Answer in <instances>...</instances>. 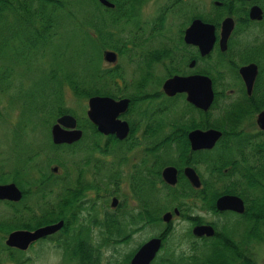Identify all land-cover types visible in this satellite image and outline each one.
I'll return each mask as SVG.
<instances>
[{
	"label": "flooded vegetation",
	"instance_id": "af4514ba",
	"mask_svg": "<svg viewBox=\"0 0 264 264\" xmlns=\"http://www.w3.org/2000/svg\"><path fill=\"white\" fill-rule=\"evenodd\" d=\"M125 1L121 22L136 29L121 30V45L112 51L132 63L128 79L120 66L125 90L113 97L127 99L118 114L127 132L118 138L89 120L99 137L82 143L76 119L81 138L53 143L68 151L57 155L46 189L36 191L40 212L25 207L30 226L0 231V257L13 261L50 242L73 264H110L109 257L99 259L103 247L111 256L113 246L121 245L131 264L145 242L158 238L149 264H264V0H172L151 18L139 14L144 0ZM169 6L183 17L180 29H165ZM209 129L219 132L210 147L204 135ZM70 155L73 184L65 169ZM168 166L176 170L173 182L164 176ZM52 180L54 187L47 189ZM67 196L73 198L70 206L64 204ZM22 199L0 198L10 208L0 222L14 225ZM157 199L163 201L161 212ZM55 223L58 228L24 249L6 243L13 230ZM179 223L184 228L177 236ZM147 227L157 232L127 250Z\"/></svg>",
	"mask_w": 264,
	"mask_h": 264
},
{
	"label": "rangeland",
	"instance_id": "374dc122",
	"mask_svg": "<svg viewBox=\"0 0 264 264\" xmlns=\"http://www.w3.org/2000/svg\"><path fill=\"white\" fill-rule=\"evenodd\" d=\"M73 5L79 4V1L81 0H71ZM96 1H98L100 4L96 8ZM82 0L81 4L84 6H89L90 9L94 10L95 13H103V16L105 17L107 15L115 14L116 12L114 9L112 11L108 10L107 7L100 2V0ZM111 2H115L117 0H109ZM123 1V0H121ZM172 0H144L143 1V7L142 11L140 13H144L142 15L144 18H151L153 15H155L156 10H161L166 4H169ZM193 1V0H192ZM198 1L200 3H209V0H194ZM70 2V1H69ZM88 3V4H87ZM191 3V2H190ZM194 3V2H193ZM96 4V5H95ZM116 5V3H113ZM106 7V8H105ZM169 9L171 12L167 14L166 20L163 22L165 23V29L169 30H177L180 29V27H183V17L180 15H174L177 13V9L175 6L171 7L169 6ZM68 7L64 9V11L61 12V15L63 16L66 14L65 11H68ZM107 10V11H105ZM105 11V12H104ZM176 11V12H175ZM67 15V14H66ZM75 17L77 20L81 18V15L75 14ZM74 19V17H71ZM71 18H66L64 20V26H60L58 28V36L59 39L55 40V42H61L64 43L67 41L69 44L68 47L65 46H58L57 50H61L63 47L65 48V51L67 52V55H70L72 50L75 51V47L77 50V47L80 43V36L77 34H74V23L71 21ZM75 18V19H76ZM123 19V18H122ZM76 23V22H75ZM134 25V22L132 23ZM136 29L135 27H132L131 25H125V23L120 21L116 26H109L108 30H113L117 32L118 39L121 38L120 31L123 29ZM144 29H150V24L144 23L143 24ZM105 29V28H104ZM91 30H93L91 28ZM115 34V33H114ZM63 36V37H62ZM109 37V36H108ZM109 39V38H108ZM107 39V40H108ZM94 43V42H93ZM116 44V42L114 41ZM92 44V43H91ZM101 45V44H100ZM119 47V44L118 46ZM101 52V65L105 69H111L116 66H123L125 69L124 74L125 79L131 76L132 72V63H129L122 57H120L119 54L118 58L112 63L107 62L103 59V53L105 50H115V48L112 47H99ZM99 51V50H98ZM6 53H9L8 55H5ZM10 50L7 48L1 55H0V71L7 70L10 71V74L7 79H4L0 82V177L3 175L6 180L5 182L0 183H6L11 182L12 179V171L15 167V164L20 163L19 158L25 159L26 156L32 154V153H39L34 154V162L35 164H38V168L35 167L32 168L29 167L28 171L29 176L28 180L33 179V177L36 178V176H40L38 174V171L36 169H40L42 171H47L51 173V167L57 165L56 157H58V154H61L63 151L65 152V149L68 151V149L65 147H59V146H53L52 138H51V127L53 123L56 122V119L59 115H55L53 118L48 112L40 113L39 112H30V108L32 105L30 103H27V106L23 107L22 104L25 102H28L29 99L26 97H22L25 92L30 91L33 88V91L38 90L39 86L36 85L39 81H46L47 84H51L52 80L51 78H48L47 76V67L52 62V54L48 51H41L36 53L35 55L30 57V61L26 62L25 64H13V59L10 57ZM93 51L90 50L86 53V56L91 55ZM83 56L79 57V62H73L71 60V65L73 64L74 68H78L82 63ZM59 71V70H58ZM38 84V83H37ZM111 84V83H110ZM123 85V86H122ZM119 88L120 92L121 90H125V85L123 81H119ZM131 89V86L129 87V90ZM63 90V100L65 103V107L70 110V114H73L79 122V127L83 129L84 134L83 137L80 139V142L84 143L89 141L90 139H93L94 136H98L96 132L92 129L90 131L89 124L86 122V120L89 121L87 117V109H88V97L86 98H80L75 96L71 88L64 82V86L62 88ZM21 92V94H20ZM119 92V94H120ZM117 94V95H119ZM95 95V94H94ZM100 95H106V94H100ZM116 95V96H117ZM37 96V97H36ZM92 96V95H91ZM112 96V97H116ZM35 97L38 98V102L36 106H38L39 102L42 99L40 95H38V92L35 94ZM22 109V110H21ZM50 115V116H49ZM49 116V117H48ZM48 117V118H47ZM48 119V122L46 121ZM26 124V128L24 132L18 131L20 128V125ZM105 139H101L103 142ZM21 155V156H20ZM73 160L74 157L72 155L67 157V160H65V169L68 171L67 181L68 183L73 184L75 172L73 170ZM59 166V165H58ZM60 167V166H59ZM64 169V168H63ZM17 184V183H16ZM32 183H26V185L23 184V187L19 186L24 191V196L21 202H18L15 207H35V213H39V208L42 206V199L39 196L38 192L34 190L36 187L33 188L30 187ZM123 189L120 190L118 197L123 198ZM129 200H127L128 202ZM131 203V202H130ZM159 205L163 203L161 199H157V202ZM24 207V208H25ZM23 208L26 213V210ZM10 211L9 204L3 203L0 201V219L4 217V215ZM27 214H24L20 218L26 217ZM2 216V217H1ZM4 220V219H3ZM5 221V220H4ZM161 226V225H160ZM156 226L155 228H157ZM184 223H179L176 232L177 236L183 232ZM157 232L153 227H147L144 228L139 234L137 233L131 241H129V244L126 246L127 250H129L133 245L139 241L140 238L143 237V239H146L148 236H151L153 233ZM173 239V238H172ZM113 253L110 256V253H108L106 247H103V251L101 257L99 258L101 263L104 260V257H109L110 264H128L126 261V257H123V250L125 249V246L117 245L113 246ZM2 244L0 242V253L2 252ZM24 259V263L22 264H73V257H62V253L54 248V245L52 246L50 242L48 243H37L33 247L22 251L21 255H18ZM0 264H15V261H8V257H0Z\"/></svg>",
	"mask_w": 264,
	"mask_h": 264
},
{
	"label": "trees",
	"instance_id": "16d2710c",
	"mask_svg": "<svg viewBox=\"0 0 264 264\" xmlns=\"http://www.w3.org/2000/svg\"><path fill=\"white\" fill-rule=\"evenodd\" d=\"M81 2L82 0L76 6L73 5L74 3L71 0H0V55L8 48L11 52L10 57L14 61L13 64L19 65L29 62L30 57L38 52L48 51L52 54V62L46 69L48 78L52 80L51 84H47L46 81H39L37 82L38 84L36 83L39 86L38 90L33 91L32 88L30 91L22 94V97L29 99L22 106L25 107L27 103H30L32 105L30 112H48L52 118L55 115L70 112L65 107L63 100L62 88L64 82L71 88L75 96L80 98H86L94 94L116 96L120 92L118 82L119 79L123 78L122 70L119 66L111 69L103 68L100 63L101 52L99 47L109 46L118 49V44L119 46L121 45V38L118 39L116 37L117 32L106 28L116 26L120 23L122 19L121 13L127 2L125 0L115 1L114 11L116 13L107 15L106 17V13L104 16L103 13H95L89 6H84ZM96 3L97 8L100 3L98 1ZM66 7L69 9L65 11L67 15L64 14L62 16L61 12ZM107 9L112 11L110 8ZM75 14H80L81 18L77 20ZM71 17H74V19ZM66 18L72 19L71 21L74 23V34H78L81 38L77 50L75 47V51L72 50L70 55H67L64 47L59 51L57 50L58 46L68 47L69 44H66L68 43L67 41L64 43L55 42V40L59 39L58 28L64 26V20ZM90 48L93 53L86 56ZM8 54L6 53L5 55ZM80 56L84 57L81 58L83 59V64L78 68H74L73 64L71 65V60L80 63ZM9 74L10 71H0V82L3 83L2 81L7 79ZM37 92L43 99L39 102L38 106H36L38 98H36L37 96L35 97ZM46 121L48 122V119ZM86 122L90 127L91 123L88 120ZM26 126V124L20 125L18 131L24 132ZM53 146L56 145L53 144ZM34 154L38 155L39 153L35 152L26 156V160L17 157L19 158L17 161H20V163L17 162L15 164L11 180L21 187H23V184L32 183L30 185L31 188L35 186V191H42L46 189L47 185L45 184L48 181L47 177L51 175L50 172L36 169L40 176L33 177L31 180L26 179L30 173L28 171L30 166L31 170L35 165L38 168V164L32 163L35 157ZM5 180L6 178L1 175L0 182H5ZM54 183L55 181L52 180L47 189H52ZM67 197L65 198L64 204L70 206L73 198L72 196ZM162 205L160 204L159 206L160 212ZM24 207H15L16 216L18 215L19 217L13 223V226L5 222H0V231L5 232L13 227L30 226L31 224L27 223L28 221L25 218H20L24 215ZM10 258L14 259L15 264H22L25 261L18 255Z\"/></svg>",
	"mask_w": 264,
	"mask_h": 264
},
{
	"label": "water",
	"instance_id": "95a60500",
	"mask_svg": "<svg viewBox=\"0 0 264 264\" xmlns=\"http://www.w3.org/2000/svg\"><path fill=\"white\" fill-rule=\"evenodd\" d=\"M106 6H113V2L109 0H100ZM227 21V22H226ZM224 22L223 29L228 34L231 30L232 25L230 24V19ZM228 24V26L226 25ZM206 26V25H204ZM209 31V44L208 47L212 45L213 40V28L212 25L208 23L207 25ZM190 29H193L190 27ZM226 36V35H225ZM103 58L107 62H114L116 60V53L112 50H105L103 53ZM170 81L166 83V87L170 86ZM213 97V92L211 89V82L208 78L207 82V105L210 104ZM127 107V99H115L109 95H93L88 98V109L87 116L94 122L98 129L104 133H114L118 138H122L127 132V123L121 119H118V114L125 110ZM207 137V146L210 147L214 144L215 140L219 136V132L214 129H209L204 132ZM82 136V130L77 127V121L75 116L70 113H63L57 117L56 122L51 127V137L54 143L62 142H74L77 141ZM56 167L52 170L55 171ZM175 168L166 167L164 169V176L168 182H173L175 180ZM194 180V178H193ZM22 191L14 182L0 183V198H7L10 200L17 201L21 198ZM220 199L218 200L219 203ZM167 215V213L165 214ZM59 223L41 226L34 230L27 229H16L9 233L6 239V243L9 245H14L22 249L26 248L28 243L37 239L38 237L51 232L58 228ZM159 247V239L151 238L145 242L135 255L131 258V264H149L153 259V256Z\"/></svg>",
	"mask_w": 264,
	"mask_h": 264
}]
</instances>
